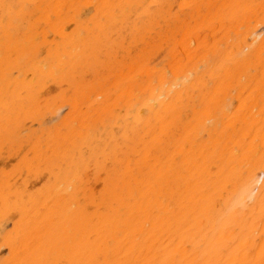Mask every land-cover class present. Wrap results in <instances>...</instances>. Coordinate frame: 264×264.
Wrapping results in <instances>:
<instances>
[{
	"label": "bare ground",
	"instance_id": "obj_1",
	"mask_svg": "<svg viewBox=\"0 0 264 264\" xmlns=\"http://www.w3.org/2000/svg\"><path fill=\"white\" fill-rule=\"evenodd\" d=\"M6 147L0 264H264V0H0Z\"/></svg>",
	"mask_w": 264,
	"mask_h": 264
},
{
	"label": "rangeland",
	"instance_id": "obj_2",
	"mask_svg": "<svg viewBox=\"0 0 264 264\" xmlns=\"http://www.w3.org/2000/svg\"><path fill=\"white\" fill-rule=\"evenodd\" d=\"M24 124L28 125L29 123L24 122L23 125ZM8 150L9 149H7V147L5 149H3V154H1V156H0V177H1L0 178V180H1L0 186L2 185L1 183H3L2 180L4 181L3 176L5 174L9 175V176H11L12 178L15 179L14 176L17 175L16 172H17V169L19 167L18 165L20 163V159L23 156V153H22L23 150H22V148L20 149V147L19 148H15L12 152L10 150L9 151ZM2 168H3V170H2ZM14 179H13V181H14ZM9 218H10V220L8 219V217L7 218H5V217L4 218L3 217L0 218V227H1L0 228V231H1L0 234H2L4 232V230L6 232H8V233L11 232L13 230L12 228H14V223H16L15 221L19 220L18 216L16 214H12V213L9 215ZM5 219H6V221H5ZM2 220H3V222H2ZM4 221H5V223H4ZM3 224L5 226L2 227ZM1 229H4V230H1ZM5 236H6V233H5ZM5 236H3V234H2V237L0 236V238H1L0 241ZM2 242L3 243H1V245H0V247H1L0 248V257H2L1 255H3V258H4L5 257L4 254L8 253V250H7L6 246L4 245V240H2ZM3 247H5V248H3ZM6 256H7V254H6Z\"/></svg>",
	"mask_w": 264,
	"mask_h": 264
}]
</instances>
